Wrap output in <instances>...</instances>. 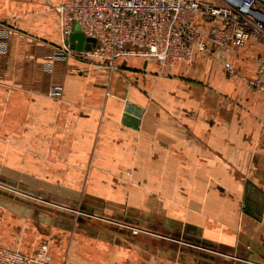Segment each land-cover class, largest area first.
<instances>
[{
    "label": "crops",
    "instance_id": "0c3cea01",
    "mask_svg": "<svg viewBox=\"0 0 264 264\" xmlns=\"http://www.w3.org/2000/svg\"><path fill=\"white\" fill-rule=\"evenodd\" d=\"M58 1L0 0V248L47 243L49 264H264V96L222 69L252 77L264 52L106 69L61 55Z\"/></svg>",
    "mask_w": 264,
    "mask_h": 264
},
{
    "label": "built area",
    "instance_id": "2783aa9c",
    "mask_svg": "<svg viewBox=\"0 0 264 264\" xmlns=\"http://www.w3.org/2000/svg\"><path fill=\"white\" fill-rule=\"evenodd\" d=\"M53 10L61 55L106 69L134 57L155 59L164 67L189 65L196 54L228 53L249 42L264 52V0H59ZM75 27L85 39L95 40L89 51L70 48ZM9 37V27L0 23V55L6 54ZM251 59L252 77L242 75L229 60L222 69L230 79L264 96V54ZM62 95L63 87L53 85L46 97L60 100ZM50 260L47 243L39 244L29 256L0 248V264H49Z\"/></svg>",
    "mask_w": 264,
    "mask_h": 264
},
{
    "label": "water",
    "instance_id": "95a60500",
    "mask_svg": "<svg viewBox=\"0 0 264 264\" xmlns=\"http://www.w3.org/2000/svg\"><path fill=\"white\" fill-rule=\"evenodd\" d=\"M70 48L74 51H89L95 45V40L85 39L84 36L78 32L77 27L69 37Z\"/></svg>",
    "mask_w": 264,
    "mask_h": 264
}]
</instances>
